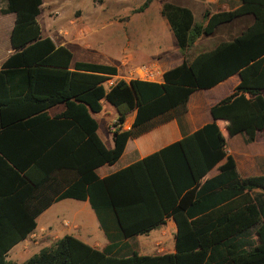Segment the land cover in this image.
<instances>
[{
	"label": "trees",
	"instance_id": "obj_1",
	"mask_svg": "<svg viewBox=\"0 0 264 264\" xmlns=\"http://www.w3.org/2000/svg\"><path fill=\"white\" fill-rule=\"evenodd\" d=\"M155 0L134 9L145 11ZM14 13V52L0 67V264L37 227L54 202L88 200L109 244L97 248L66 234L20 264H264V174L242 177L227 140L249 141L264 130V0H241L230 10L162 5L184 57L163 81L117 79L116 66L73 63V52L42 34L43 0H5ZM252 15L239 36L188 56L196 41L218 26ZM238 74L234 91L211 108L213 121L144 158L100 177L129 139L180 118L196 90L211 89ZM110 103L117 112L114 146L99 134L95 114ZM65 109L50 115L49 109ZM135 113L129 129L127 118ZM218 166L219 173L208 177ZM172 218L175 251L122 253L126 239L148 234Z\"/></svg>",
	"mask_w": 264,
	"mask_h": 264
},
{
	"label": "crops",
	"instance_id": "obj_2",
	"mask_svg": "<svg viewBox=\"0 0 264 264\" xmlns=\"http://www.w3.org/2000/svg\"><path fill=\"white\" fill-rule=\"evenodd\" d=\"M199 3H201V6L203 7L205 13L207 10L210 12L230 10L238 7L241 4V1L206 0V2L200 1ZM179 4L191 8L195 15V11L192 5L186 3ZM45 5L46 4L43 0V4L41 5V12L45 11ZM232 5H234V7H231ZM48 7L50 6H47V8ZM214 7H217L218 9L215 10ZM149 8L150 6L144 11V13H147V15H149L146 18L145 22H135V24H132V22H134L135 15L138 13L131 14V17L125 22L128 27L130 26L128 28L129 30H124V32L121 29L117 30L118 35L122 36L120 37L121 40L124 38L127 41H133V39H136L135 36L141 34V32L147 33V39L145 41L137 40L136 43H130L128 46L124 47L121 52L113 49L114 54L109 56V62L104 63L116 66L118 69V74L113 76V78L111 79L117 80L122 78L130 81V72L141 65H149L159 68L161 72L164 73L165 71L176 67L183 62L184 57L180 51L179 43L168 19L163 14H161L160 16L156 14L157 16L155 17L150 16V14L148 13ZM45 15H48L52 19L53 23L49 27H47L46 30H44L41 25L43 36L50 37L58 46H67L73 52V63H75L76 61L98 63L97 60H99V53H96L97 50H91L89 43H83V36L86 30L90 31V28L86 24L70 17V27H65L63 26V23H59V15L52 16L50 12H47ZM80 18L84 22L85 18L82 16H80ZM14 21V13H3L0 18V67L2 66L4 61L14 52L10 39ZM253 21L254 17L252 15H244L230 23L221 24L217 27L214 33L210 35H203L202 37H200L196 41L194 46L188 50V56L190 57V59H193L200 52L210 51L214 49L222 41L234 39L235 37L239 36L249 25H251ZM74 27L77 28V34L75 35L71 33V29ZM174 37L176 40H174ZM239 82L240 76L238 74H235L211 89L196 90L192 93L187 104V112L183 116H181L180 118H173L168 122L157 125L150 131L143 133L138 137L129 139L125 150L119 160L114 164H105L100 166L96 170L97 174L100 177L108 176L144 158L145 156L175 141L180 140L185 135L196 131L205 124L212 122L214 120L211 113L212 106L218 103L221 99L229 96L234 91ZM64 109V104H60L58 106L50 108L49 113L50 115L54 116L55 114L62 112ZM134 116V112L128 116L125 124L123 125V129L132 125ZM128 123H130L129 126ZM262 132H264V130L258 132L257 138L254 141H249L244 133H237L227 140V150L231 155L234 156L237 162L239 174L242 177L254 176L251 174L255 173H259L258 175L264 174V167L260 165L261 163L264 164V144H260L259 142V137ZM113 137L108 141H105L102 137L107 147L109 148H112L114 146ZM111 141L112 144L110 143ZM120 163L121 165L118 167ZM218 173L219 169L218 166H216L209 171L208 177L212 178ZM69 199L72 198H66L54 202L47 209H45L37 218L36 229L26 239L20 241L15 246H18L20 243H24L23 251H28L26 247H29L30 240L37 238V236L42 235L45 240H49L50 242L53 241V243L57 239H59L60 237L57 235L58 232L54 227L55 224L47 218L42 219V221L40 219L41 217H46V215L49 214L53 209L54 205L63 201H67L69 203V207L74 208V210L72 209V211L74 212L73 222L69 221L66 218H64L63 220V224L65 226L71 225L73 227L72 231L75 232L68 234H73L83 241L87 242L85 240V226L87 228L88 224L83 211L85 210V212H87L88 217L92 221L96 219L94 212L90 210L89 207H91V205L88 200L81 201L72 199L75 201H69ZM80 202L84 205L83 209L78 208L80 206ZM91 209L93 208L91 207ZM167 225L168 228H165ZM159 230L161 231L156 236L155 241V246L157 248L154 251L150 250L149 242L147 240L139 241L136 239V237L139 235L126 239L125 243L127 244L128 240L130 239H135L137 242H139L140 249L133 250V252L136 251L139 254L154 255L174 252L175 247L173 250L170 245H172V240L175 241V234L177 232L175 221L172 218H168L165 224L144 235L149 236L150 234ZM105 237L106 242L104 244L99 242L94 244H91L89 242L87 243L97 248L103 249L110 242L106 234ZM14 247H12V249ZM126 247L131 246L128 243ZM12 249L8 252V256L9 253L12 252L15 248L13 250Z\"/></svg>",
	"mask_w": 264,
	"mask_h": 264
},
{
	"label": "rangeland",
	"instance_id": "obj_3",
	"mask_svg": "<svg viewBox=\"0 0 264 264\" xmlns=\"http://www.w3.org/2000/svg\"><path fill=\"white\" fill-rule=\"evenodd\" d=\"M166 1H174L177 3H186L192 5L195 11L196 21L202 22L204 9L199 2H206V0H155L148 9L150 16H160L162 14L161 7ZM44 2L46 4V7L44 8L45 11H42L39 16V21L43 29L46 30L47 27L53 23L52 19L48 15H45L47 12H50L52 16L59 15V23H63V26L65 27H70L69 22L71 18L86 24L90 28V31L86 30L83 36V43H89L91 50H97L96 53H99V60H97L98 63H108L109 56L114 54L113 49L121 52L123 48L128 46L130 43H136L137 40L145 41L147 39V33L141 32V34L135 36L136 39H133V41H127L124 38L121 40L120 37L122 36H119L117 32L118 29H121L124 32V30H127L130 27L126 25V20L131 17V14H136L134 9L139 7L144 2V0H44ZM5 6V0H0V18L3 15L1 9ZM47 6L50 7L47 8ZM231 7H234V5ZM214 9L216 10L218 8L214 7ZM80 16L85 18L84 22ZM148 16L149 15L144 13V11L139 12L135 15L134 22H132V24H135V22H145ZM71 33L74 35L77 34V28H72ZM174 40H176L175 37ZM106 85L110 86L109 83ZM95 117L99 121V134L105 141L111 140L114 135V131L119 128V125L117 124L116 109L114 106L105 101L104 109L100 113L95 114ZM129 124L130 123H128V126ZM130 127L124 129H129ZM259 142L260 144H264V132L260 134ZM110 143L112 144V141ZM120 165L121 163L118 165V167ZM260 165L264 167L263 163ZM258 174L259 173H255L251 175L256 176ZM69 201L75 200L69 199ZM68 204L69 203L67 201L57 203L54 205L50 213L46 215V217L44 216L40 219L42 221V219L47 218L48 220L52 221V223L55 224L54 227L58 232L57 235L60 238L68 233H75L72 231L73 227L71 225L65 226L63 224L64 218L73 222L74 212L72 209L74 210V208H70ZM83 207L84 205L80 202V206L78 208L83 209ZM89 208L92 210V212H94L96 219L92 221L88 217L87 212H85V210L83 211L88 224L87 228L85 226V240L91 244L97 242L104 244L106 242V237L104 231L99 225V221L97 219L98 217L96 216L97 214L93 209H91V207ZM165 228H168V225ZM160 231L161 230L156 231L149 236L139 235L136 237V239L139 241L147 240L149 242L150 250L154 251L157 248L155 246L156 236ZM52 243L53 241L50 242L49 240H45L42 235L30 240L29 247H26L28 251H23L24 243H20L18 246L14 247L15 249L13 248L14 250L12 249V252L9 253V263L20 264L29 259L34 254L40 252L42 248L51 246ZM128 243L131 247L123 248L120 250L122 253H132L133 250L140 249L139 242H137L135 239L128 240ZM170 246L174 250V240H172V245Z\"/></svg>",
	"mask_w": 264,
	"mask_h": 264
},
{
	"label": "built area",
	"instance_id": "obj_4",
	"mask_svg": "<svg viewBox=\"0 0 264 264\" xmlns=\"http://www.w3.org/2000/svg\"><path fill=\"white\" fill-rule=\"evenodd\" d=\"M129 78H131V80L141 79L145 81L161 82L163 81V73L161 72L159 68L149 66V65H141L138 68L130 72ZM114 82L115 81L113 79H110L108 80L107 83L112 85Z\"/></svg>",
	"mask_w": 264,
	"mask_h": 264
}]
</instances>
